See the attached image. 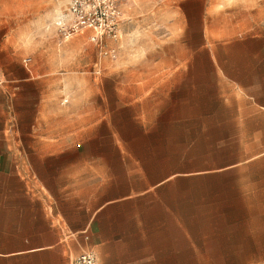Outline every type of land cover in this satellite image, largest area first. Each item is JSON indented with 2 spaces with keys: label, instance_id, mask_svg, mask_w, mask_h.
Here are the masks:
<instances>
[{
  "label": "crops",
  "instance_id": "1",
  "mask_svg": "<svg viewBox=\"0 0 264 264\" xmlns=\"http://www.w3.org/2000/svg\"><path fill=\"white\" fill-rule=\"evenodd\" d=\"M210 9L190 57L119 95L125 139L61 109L0 28V264L164 263L204 213L227 260L264 262V26Z\"/></svg>",
  "mask_w": 264,
  "mask_h": 264
},
{
  "label": "rangeland",
  "instance_id": "2",
  "mask_svg": "<svg viewBox=\"0 0 264 264\" xmlns=\"http://www.w3.org/2000/svg\"><path fill=\"white\" fill-rule=\"evenodd\" d=\"M114 1L121 12L120 36L102 45L113 53L104 54L91 42L90 30L68 38L62 35L56 18L69 19V0H0V28L27 46V57L43 73L45 94L57 95L61 109L75 111L77 119L90 114L92 126L106 119L119 139L132 134L131 108L121 103L119 95L131 94L138 78L162 76L157 63L175 62L181 48L190 57L199 43L200 20L210 6L211 12L224 11L228 21L264 26V0ZM181 11L187 16L182 27ZM88 127L77 123V133ZM100 136L111 140L104 128ZM199 226L188 231L187 245L177 247L170 261L156 264H264L227 260L208 213Z\"/></svg>",
  "mask_w": 264,
  "mask_h": 264
},
{
  "label": "built area",
  "instance_id": "3",
  "mask_svg": "<svg viewBox=\"0 0 264 264\" xmlns=\"http://www.w3.org/2000/svg\"><path fill=\"white\" fill-rule=\"evenodd\" d=\"M67 21L60 20V32L65 38L90 30L89 40L100 46L104 54L114 50L104 49L107 40L120 36L121 12L114 0H69ZM2 81L0 80V87ZM72 264H98L96 253L85 251L75 257Z\"/></svg>",
  "mask_w": 264,
  "mask_h": 264
}]
</instances>
